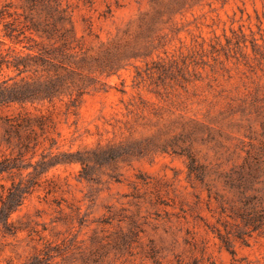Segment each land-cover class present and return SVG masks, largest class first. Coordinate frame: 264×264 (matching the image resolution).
<instances>
[{
	"label": "rangeland",
	"instance_id": "rangeland-1",
	"mask_svg": "<svg viewBox=\"0 0 264 264\" xmlns=\"http://www.w3.org/2000/svg\"><path fill=\"white\" fill-rule=\"evenodd\" d=\"M24 2L0 0L3 47ZM62 3L83 93L1 111L0 184L34 185L0 264H264V0ZM4 115L34 130L7 141Z\"/></svg>",
	"mask_w": 264,
	"mask_h": 264
},
{
	"label": "trees",
	"instance_id": "trees-1",
	"mask_svg": "<svg viewBox=\"0 0 264 264\" xmlns=\"http://www.w3.org/2000/svg\"><path fill=\"white\" fill-rule=\"evenodd\" d=\"M7 7L6 3L0 8V19L12 15ZM22 7L25 11L23 20L12 17L3 23L2 35L11 45L3 47L4 42L0 41V72L10 70L13 74L0 78V118L1 111L13 104L53 102L66 95L76 103L83 93L81 85L74 79L77 74L74 66L79 59L74 51L75 31L69 6H64L62 0H25ZM16 46L20 48L16 49ZM3 118L7 125V141L11 133H17L20 128L29 130V133L34 130L28 115L23 116L21 122H15L9 115ZM37 125L43 128L40 117ZM14 167H17L14 160L0 158V174L8 173ZM33 185V181L23 182L21 179L17 182L12 180L9 186L0 184V234L14 231L11 214L22 204ZM239 216L244 226L253 229L258 228L263 219L261 213L253 209ZM214 232L231 253H234V238H243L244 234L222 233L219 229H214ZM23 264L36 263L28 261Z\"/></svg>",
	"mask_w": 264,
	"mask_h": 264
}]
</instances>
